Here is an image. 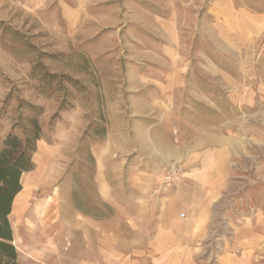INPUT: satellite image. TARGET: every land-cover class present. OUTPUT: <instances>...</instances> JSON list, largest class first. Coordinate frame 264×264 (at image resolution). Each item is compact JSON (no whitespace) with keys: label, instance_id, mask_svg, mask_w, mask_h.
<instances>
[{"label":"rangeland","instance_id":"rangeland-1","mask_svg":"<svg viewBox=\"0 0 264 264\" xmlns=\"http://www.w3.org/2000/svg\"><path fill=\"white\" fill-rule=\"evenodd\" d=\"M228 4L264 11V0H0V149L12 130L20 133L25 126L31 115L26 103L39 106L44 135L34 169L22 177L32 175L33 229L55 234L57 252L70 239L72 251L83 248L77 218L101 222L105 233H115V218L127 213L115 205L132 202L128 192H118L120 185L132 184L130 169L160 167L148 163L142 148L132 152L129 133L135 142L133 134L137 138L143 131L134 123L128 128L131 111L177 106L192 117L190 108L206 106L193 92L220 90L212 81L215 65L229 73L243 68L235 49L239 36L220 31L224 23L217 15L226 13ZM247 46L242 58L248 75L253 68L264 75L263 62L251 67L256 44ZM218 101L222 105L223 97ZM142 141L137 138L140 146ZM171 166L182 168L171 162L166 170ZM116 172L122 173L121 182ZM257 182L253 170L241 169L218 203L209 247L219 258L223 245L233 241L234 222L249 208L246 190ZM89 204L106 205L105 216L78 208ZM49 219L55 220L54 231ZM94 231L88 224V246Z\"/></svg>","mask_w":264,"mask_h":264},{"label":"crops","instance_id":"crops-1","mask_svg":"<svg viewBox=\"0 0 264 264\" xmlns=\"http://www.w3.org/2000/svg\"><path fill=\"white\" fill-rule=\"evenodd\" d=\"M217 16L222 17L223 34L239 36L235 49L243 68L229 73L215 65L218 73L212 81L220 83V90L193 92L206 106L190 108L192 117L177 106L131 111L128 128L134 123L135 130L143 131L137 134L143 146L129 133L132 152L142 148L148 163L160 167L130 169L132 184L128 189L120 185L118 192H128L133 203L115 205L127 210L115 218V233H105L101 222L77 218L83 224V248L72 251L70 239L69 247L57 252L55 234L33 229L28 216L32 175L26 181L22 177L23 188L10 214L19 264H206L214 213L241 169L253 170L258 182L246 190L249 208L244 206V219L234 222L233 241L223 245L218 264H264V75L254 68L248 75L247 58H242L248 42H254L256 60L251 67L264 63V11L237 10L228 4L226 13ZM171 162L182 165L181 173L173 183H165ZM115 177L123 180L121 172ZM54 222L47 221L51 231ZM88 224L95 228L89 246ZM105 237L110 243L105 244Z\"/></svg>","mask_w":264,"mask_h":264},{"label":"trees","instance_id":"trees-1","mask_svg":"<svg viewBox=\"0 0 264 264\" xmlns=\"http://www.w3.org/2000/svg\"><path fill=\"white\" fill-rule=\"evenodd\" d=\"M46 76H50L51 80L56 78V75ZM68 80L74 85L78 84V81L74 78L68 77ZM26 109L30 111L31 115L25 117V126L21 128L20 133L12 130L6 136L3 147L0 149V264H19L10 214L14 199L23 188L22 175L34 169L33 156L37 151V142L44 135L39 121L41 108L26 103ZM78 208H81V212L85 215L96 218L105 216L106 205L98 207L89 204L86 208L79 205Z\"/></svg>","mask_w":264,"mask_h":264},{"label":"built area","instance_id":"built-area-1","mask_svg":"<svg viewBox=\"0 0 264 264\" xmlns=\"http://www.w3.org/2000/svg\"><path fill=\"white\" fill-rule=\"evenodd\" d=\"M181 173V167L180 166H171L170 169L168 170L166 176H165V182L166 183H173L175 180H176V177ZM184 214H182L183 216ZM220 223H224V221H220ZM214 237V234L213 232L210 233L209 235V239L213 238ZM208 239V243L206 246L207 247V250H209L210 248V251H209V254L207 255L208 257V260H207V264H212V263H215L217 264L219 262V254H218V250H214L212 247H209L211 244H210V240ZM217 248V247H216ZM215 260V262H211L210 260ZM210 259V260H209Z\"/></svg>","mask_w":264,"mask_h":264}]
</instances>
